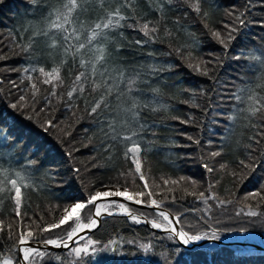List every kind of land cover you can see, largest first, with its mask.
<instances>
[{"label":"trees","instance_id":"obj_1","mask_svg":"<svg viewBox=\"0 0 264 264\" xmlns=\"http://www.w3.org/2000/svg\"><path fill=\"white\" fill-rule=\"evenodd\" d=\"M65 2L41 0L37 5L32 0H0V56L4 57L0 59V173L4 174L0 181L5 175L18 180L21 212L26 213L23 220L16 216L15 202L8 195L14 189L0 184V255H9V249L16 252L21 231L39 232L33 221L55 223L66 205L86 200L88 192L103 185L145 190L135 172L134 154L125 156L133 141L140 144L136 158L152 199L177 218L182 230L214 239L232 232L264 234V193L248 195L264 189V137L258 135L264 133V114L249 118L248 93L242 91L262 83L264 67L250 56L264 58V0H134V8L122 10L126 19L121 26L105 30L99 38L112 53L108 67L114 90L108 97L109 108L92 115V101L103 90L92 91L91 77L84 93L77 91L71 101L67 98L75 74L84 71L79 57L73 62L71 55L65 58L61 52L40 58L38 52L29 55L23 50L35 32L48 29L49 13L63 11ZM108 6L115 8L116 0H108L103 11L97 5L80 19L94 26L106 17ZM237 16L245 20L244 25ZM146 22L156 29L152 33L156 39L149 40L140 31ZM225 24L237 29L232 39ZM214 31L220 33L219 39L212 35ZM138 40L148 42L137 44ZM241 52L244 57L237 59ZM40 67L46 73L56 68L60 80L53 78L55 74L40 73ZM205 69L208 75L203 74ZM46 79L50 83H44ZM129 80L135 81L131 93ZM53 85L56 97L50 96ZM21 95L26 97L24 115L22 109L11 107ZM45 97L51 100L47 107ZM133 101L135 117L125 111ZM46 121L53 122L48 131L42 127ZM7 129L10 135L5 136ZM133 132V141H123ZM212 152L221 155L213 158ZM205 162L216 171L209 174ZM221 164L227 167L221 169ZM181 176L188 179L181 181ZM164 179L169 180L167 185ZM217 180L213 191L231 203L221 207L209 200L205 210L194 206L199 192L207 196L209 184ZM192 192L196 195L187 194ZM128 209L149 221L155 215L159 219L146 207ZM249 211L257 215H246ZM90 218L82 213L53 230L52 238H66L62 230L70 231ZM89 237L99 241L95 251L74 258L65 251L48 250L43 264H264V249L215 245L186 250L172 236L118 215L103 218ZM132 240L148 242L147 260L141 258L144 250L128 243Z\"/></svg>","mask_w":264,"mask_h":264},{"label":"snow or ice","instance_id":"obj_2","mask_svg":"<svg viewBox=\"0 0 264 264\" xmlns=\"http://www.w3.org/2000/svg\"><path fill=\"white\" fill-rule=\"evenodd\" d=\"M34 4H39L41 0H32ZM168 3H172L173 0H167ZM161 3H164V0H161ZM97 5L99 6V10L103 11L105 10L106 6L108 5V0H66L65 3L62 4V9H57L55 13L50 12L48 20L50 21L48 29L44 31H37L33 34V36L30 38V43L27 46H23V50L28 53L29 55H32L33 53L38 52L40 54V58H43L45 54L49 56H57L61 52L63 53L64 57L67 58V56L71 55L73 58V62H75V59L79 57V67L84 69V71H78L75 74V78L73 81V87L71 90L67 92V98L69 101L73 99L74 93L77 91L79 93H84L85 91V84L89 81V77H91V84H92V91L97 92L98 90H103V93L100 95L99 99H94L91 104V111L90 115L92 114H99L100 112L107 110L109 108V100L108 97L111 96L114 85L110 83L109 81L112 80L111 76V70L108 67V62L111 59L112 53H110L104 46L103 43L100 41V37L105 36V30H110L116 27L121 26V21L125 20L126 17L122 15L123 9H131L134 8V0H116V7L112 8L110 6L107 7V13L106 17L101 18V21L98 23H95L94 26L87 23V19L81 20L80 17L82 15H86L92 11H95L97 9ZM193 10H195L197 13L200 12V8L198 5L193 4L192 5ZM53 14L55 15V19H52ZM205 17L208 15L207 13L203 14ZM229 15H232V13H229ZM243 16V13L241 14ZM241 16H237L236 20L239 21L241 25L245 24V20L241 19ZM106 21V22H105ZM264 23V22H262ZM129 27H134L135 25H128ZM207 27V24H205ZM225 28H229V39H232L231 33H234L237 31L235 27H232L229 24L224 25ZM140 31L144 33L145 37H149V40L156 39L152 33L156 31L155 28H149V23H144ZM212 35L219 39L220 33L218 31H214ZM148 41H136L137 44L141 43H147ZM220 43L224 44L227 48L229 45L225 42V40L220 39ZM177 52L180 51V49H176ZM245 53L241 52L237 55V59H242L244 57ZM4 57L0 56V59H3ZM252 60H256L259 62V64L264 67V58L257 57V56H250ZM89 65L91 67V71L89 72ZM191 67V65H190ZM32 71H35V69H32ZM40 73L44 74L45 76H52L54 75V79L60 80V76L58 73V70L56 68L52 69V73H46L44 67L39 68ZM197 71H199V66H197ZM204 75H208V70L205 69L203 72ZM121 76H123V73H121ZM31 79V78H29ZM259 79L262 81V83L257 84L255 88L249 87L247 89H244L242 91H245L248 93L247 101H248V112H249V118L257 116L258 114H264V95H260L259 92L256 91V89H260L261 91H264V73L261 74ZM44 83H50V80L46 79ZM134 80L128 81V90L129 93L132 92V88L134 85ZM33 89L36 88L35 84L32 85ZM51 97H56L57 92L55 90V85H53L52 91L50 93ZM47 104L51 103V100L48 97L44 98ZM237 100H240L242 103L244 102L241 96H236ZM25 101L26 97L24 95L19 96L17 101L15 103L11 104V107L13 109H22L20 112L21 115H24L23 109L25 108ZM36 96L35 91H33V103H36ZM41 109V111L46 110ZM137 107V103L135 101L132 102L131 108L125 109L126 112H130L133 117L137 115L136 112L133 111ZM28 119H31V116L27 117ZM182 123H185L187 121H181ZM53 126L52 121H46L42 127L45 131H48ZM254 127L256 125H253ZM111 127V125H110ZM10 135L9 129L5 132V136ZM261 137H264V133H258ZM135 136V133L133 132L132 135L124 136L122 139L125 142L133 141V137ZM113 139H119L117 136H113ZM188 139H193L192 137H188ZM249 139H255V137H250ZM261 141H257V143H260ZM134 146L129 147L127 149V152L125 153V156L127 157L128 153H138L140 152V144L138 142L133 141ZM198 143V141H197ZM251 147V145H249ZM68 155H71V152L68 153ZM220 152H212L211 156L213 158L220 156ZM133 163H135V172L139 173V179L141 181H145L143 184V189L148 190L149 184L145 179V174L141 170V162L138 159H134ZM241 164H244V161L240 162ZM203 167L205 170L212 174L214 171H216L212 166H210L207 162L203 164ZM227 165L221 164L220 168L224 169ZM247 167V166H246ZM78 174L80 172V169L75 170ZM0 175H4L3 173H0ZM124 174L121 173V176ZM235 175V174H233ZM17 176L19 177V173H17ZM20 179H23V177H20ZM181 181L187 180V177L181 176L179 178ZM164 184L167 185L169 183L168 179H164ZM172 184H177L176 180L171 181ZM194 183V181H193ZM0 184L3 185H11V188L14 189V194L9 192V199L13 200L15 202V213L16 216L19 217L21 220L24 219V216L26 213L21 212V197H22V190L21 187L18 185V180L14 178H9L5 175V178L0 181ZM219 184V181H215V183H210L208 186V195H205V192H199L197 199L201 200L204 204H208L209 200H216L217 206H224L227 203H231V201L225 200V199H219L216 195V193L213 191V189L216 187V185ZM104 190H96L94 192H88L87 193V199L86 200H80L75 203H71L69 205H66L63 208V213L59 217L58 222L56 223H49L47 225L39 224L36 221H33V223L37 224V227L39 228V232L34 235L32 231H27L26 233L24 231H21L19 235L18 243H16V252L13 253L11 249H9V255H0V264H43L44 258L48 255V248L49 246H55L56 248L64 247V248H71V243H75V237L78 232V229H93L98 226V221L95 217L101 216V207L98 203V200L101 198H109V197H123L125 200L133 201L136 204H148V206H156L159 207V204L157 200L152 199V192L150 190L145 191H133L129 192L128 187L126 186H109V185H103L102 186ZM2 190V189H0ZM171 191V189H169ZM262 193H264V189H261V191H257L255 193H249V196L252 197H258L262 196ZM188 195H196L194 192L187 193ZM148 197V199H143L144 197ZM264 198V197H262ZM150 200V203H149ZM2 202V201H0ZM112 203H118L117 201H112ZM119 207L124 210V212L127 213L128 209L122 204H119ZM95 209L94 213L92 212V209ZM107 211V209H105ZM84 213L85 215H91L93 218H91L89 223L84 224H77L76 228H72L71 231L62 230L66 232V239L64 236H57V238H52L53 235H55L54 231L57 228H60L61 225L66 224L68 221L72 220L74 217H80L81 214ZM111 214V212H109ZM237 215H240V213H237ZM246 215L255 217L257 213L255 211H249L246 213ZM159 216L162 217L161 222H156L155 220L152 221V227L153 228H161L162 223L164 221L168 222L167 230H169L173 234V238H178L180 241H182L184 244H189L193 241H198L201 239H204V235L199 234H189L188 232L184 230H177L173 225V221L170 219L169 214H166L164 211L159 212ZM131 219L136 222L140 223V219L136 215H132ZM2 223V221H0ZM48 235H45V234ZM207 235V233H205ZM213 236H215V232L212 233ZM83 239V237H81ZM27 240H31L33 243L37 245H43L44 251H41L39 248H33V247H24V244ZM99 243V241H93L91 239L87 240V245L93 246V251H95L94 245ZM112 243H115V241H112ZM128 243L132 244L135 243L134 240L128 241ZM107 247V245L105 246ZM141 247H144L147 249V245H141ZM23 253V256L20 257L18 254ZM88 252V246L85 247H75L71 248V253H74L76 257L81 256L82 253Z\"/></svg>","mask_w":264,"mask_h":264},{"label":"rangeland","instance_id":"obj_3","mask_svg":"<svg viewBox=\"0 0 264 264\" xmlns=\"http://www.w3.org/2000/svg\"><path fill=\"white\" fill-rule=\"evenodd\" d=\"M136 156H137V153H135L134 154V157H135V159H137L136 158ZM143 182V184H144V181H142ZM109 186H121V185H109ZM99 188H101V187H99ZM97 190V189H96ZM129 192H131L130 190H129ZM112 201H116V200H114V199H106V200H104L103 201V203H102V205H101V212H102V214H104V213H109V212H111V213H114V215H118V216H124V217H126V218H128L131 222L133 221L132 219H131V216L132 215H136L139 219H140V223H143L144 225H145V223H144V220L143 219H141L138 215H141V214H139V213H135V212H133V211H131V210H129L128 208H129V206H136V205H133V204H131V203H129V202H133V201H126V202H124V203H122L127 209H128V211H127V213L126 212H124V210L123 211H120L119 209H122V208H120L119 207V202L118 203H112ZM75 202H77V200L76 201H74V202H72V203H75ZM71 204V203H70ZM142 205H144V206H146V204H142ZM159 206H161L160 204H159ZM194 206H197L198 208H201L202 210H205V206H206V204H204L201 200H197L196 201V204H194ZM136 207H138V206H136ZM162 207V206H161ZM142 208V207H141ZM163 208V207H162ZM105 209H107V211H105ZM152 210V209H151ZM63 211V210H62ZM61 211V212H62ZM156 214H157V216L159 217V219H157L156 218V215L153 217V219L151 220V221H149V220H147L144 216V219H146L147 221H148V227L150 228V229H152L153 231H156V232H160V233H165V234H168V235H170V236H172L173 237V234L171 233V232H164V231H169V230H167V225H168V222L167 221H164L163 223H162V226H161V228H153L152 227V221L153 220H155L156 222H161L162 221V217H160L159 216V212L160 211H155V210H153ZM60 212V213H61ZM92 212L94 213V208L92 209ZM129 213H131V214H129ZM138 214V215H137ZM109 216H113V215H108V216H104L103 218H105V217H109ZM142 216V215H141ZM78 219L79 217H74L73 219ZM91 218H93L92 216H91ZM91 218L89 219V221L87 222V223H89L90 222V220H91ZM103 218H101V220L103 219ZM170 219L172 220V219H174V220H172L173 222H175V220H177V218L175 217V218H172V217H170ZM58 220H59V217H58V219H57V221L56 222H58ZM55 222V223H56ZM134 222V221H133ZM177 222H178V220H177ZM79 224H84V223H82V222H78ZM78 223H76L75 224V226L73 227V228H76L77 227V224ZM136 223V222H135ZM100 224H101V222H100ZM100 224H98V226L97 227H95V228H93V230H92V232L95 230V229H97L98 227H99V225ZM179 224V223H178ZM180 226V225H179ZM181 229V228H180ZM78 230H83V228H80V229H78ZM71 231V230H70ZM91 232V233H92ZM91 233H89V235L91 234ZM89 235L87 234V235H85V233H81L80 234V236H79V238H77L76 237V240H75V243H72L71 244V248H75V247H85V246H88V252H91L92 250H93V246L92 245H87V240L88 239H91V240H93L92 238H90L89 237ZM81 237H83V239H81ZM67 238V237H66ZM65 238V239H66ZM178 243H179V245H180V243H182V244H184L182 241H180L178 238H174ZM211 240H220V241H224V242H228V243H231V244H234V245H237V246H241V247H243V248H248V249H253V248H256V247H260L261 249H264V234L263 233H256V232H251V231H244V232H232V233H229L226 237H224L223 239H214V238H209V237H205L204 239H201V240H198V241H193V242H190L189 244H184V245H192V244H194V243H203V246H205V247H209V246H212V245H216V244H214V242L213 241H211ZM94 241V240H93ZM29 242V240H27L26 241V243H28ZM235 242V243H234ZM138 248H140V249H142V250H144V253L141 255V258L142 259H144V260H147L148 258H149V245H148V242H145V241H143V240H136L135 241V243H134ZM141 245H147L148 247H147V249H145L144 247H141ZM181 246V245H180ZM24 247H29V246H25L24 245ZM94 247H95V245H94ZM71 248H65L64 250H61V251H65V252H68L72 257H74V258H76V256L74 255V253H71ZM40 250H42V249H40ZM53 251V250H52ZM59 252V251H58ZM87 252V253H88ZM83 254H86V253H82L81 255H83ZM19 256L20 257H22L23 256V253L21 252V253H19ZM78 258V257H77Z\"/></svg>","mask_w":264,"mask_h":264},{"label":"water","instance_id":"obj_4","mask_svg":"<svg viewBox=\"0 0 264 264\" xmlns=\"http://www.w3.org/2000/svg\"><path fill=\"white\" fill-rule=\"evenodd\" d=\"M129 203H131V204H133V205H136V206H138V207H142V208L146 207V208H149V209H152V210H155V211H160V210H161V211H164V212H166L167 214H169L170 217L175 218L171 213H169L168 211H166V210H165L164 208H162L161 206H159V207L157 208L156 206H151V207L148 206V205L144 206V205H142V204H136V203H134V202H129ZM129 214H131V213H129ZM108 215H114V213H111V214H109V213H104V214H102L101 217L98 219V224H100V222H101V218H103L104 216H108ZM137 215H138V214H137ZM138 216H139L141 219L144 220V223H145L146 226L149 225V224H148V221H147L146 219H144L143 216H141V215H138ZM175 223H176V225L180 228V226H179L177 220H175ZM92 230H93V229L88 230V231L85 233V235H87V234H89L90 232H92ZM164 232H168V233H169L170 231H164ZM75 240H76V237H75ZM211 241H213L214 244H216V245H227V246L234 245V244H231V243H228V242H224V241H220V240H211ZM234 243H235V242H234ZM70 244H72V243L70 242ZM24 245H25V246L27 245V246H30V247H33V248L44 249V248H43V245H37V244L33 243L32 241H29L28 243H25ZM180 245H181L182 248L187 249V250H191V249H195V248H199V247H204V246H203V243H194V244L189 245V246L180 243ZM256 248H260V247H256ZM64 249H65L64 247L56 248L55 246H49V248H48V250H53V251H61V250H64ZM18 255H19V254H18Z\"/></svg>","mask_w":264,"mask_h":264},{"label":"bare ground","instance_id":"obj_5","mask_svg":"<svg viewBox=\"0 0 264 264\" xmlns=\"http://www.w3.org/2000/svg\"><path fill=\"white\" fill-rule=\"evenodd\" d=\"M110 187H111V186H110ZM97 190H104V189H103V187H101V188H98ZM106 199H114V200H116V201L119 202V203H124V202H126V201H129V200H125L123 197L101 198L100 200H98V203L100 204V207H101L103 201L106 200ZM119 210H120V211H123V209H119ZM94 211H95V209H94ZM160 211H161V210H160ZM62 213H63V211L60 213L59 217L62 215ZM165 213H166V212H165ZM166 214H167V213H166ZM101 215H102V212H101ZM100 217H101V216H100ZM100 217H95V218H96L97 221H98V219H99ZM172 220H174V219H172ZM172 226H174L177 230H181V229L176 225L175 222H173V225H172ZM88 230H90V229L78 230V232H77V234H76V237L79 238V236H80V234H81L82 232H83V233H86Z\"/></svg>","mask_w":264,"mask_h":264}]
</instances>
